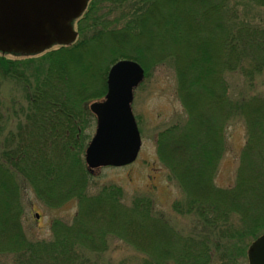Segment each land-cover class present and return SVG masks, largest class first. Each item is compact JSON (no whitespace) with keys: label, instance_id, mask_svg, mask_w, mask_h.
<instances>
[{"label":"trees","instance_id":"trees-1","mask_svg":"<svg viewBox=\"0 0 264 264\" xmlns=\"http://www.w3.org/2000/svg\"><path fill=\"white\" fill-rule=\"evenodd\" d=\"M97 4L91 0L77 19L74 42L33 58L0 54V79L20 89L8 101L22 120L0 137V264H106L96 249L114 238L139 249L137 264H241L236 259L264 232V184L256 176L264 175V96L251 94L264 71V27L248 23L233 7L226 13V0H134L120 11L123 28L106 29ZM152 20L172 28L164 27V35L181 48L151 49L162 28L147 25L148 35L140 25ZM136 38L141 45L133 44ZM128 46L130 54L123 51ZM145 50L151 52L148 62ZM85 58L90 63L83 66ZM119 58L137 60L145 77L166 60L173 66L186 118L157 134L156 153L184 194L172 210L191 215L189 230L156 212L148 197L124 204L118 186L88 193L93 175L82 158L93 121L88 104L104 96L108 67ZM225 73L242 78L245 94L236 89L229 96ZM236 119L243 121L246 139L234 185L222 188L215 175L225 124ZM28 192L51 208L74 200L76 211L70 221L52 220L48 239L29 238L22 225ZM243 196L251 208L243 206Z\"/></svg>","mask_w":264,"mask_h":264},{"label":"rangeland","instance_id":"rangeland-1","mask_svg":"<svg viewBox=\"0 0 264 264\" xmlns=\"http://www.w3.org/2000/svg\"><path fill=\"white\" fill-rule=\"evenodd\" d=\"M132 1L134 0H127L121 3L120 1L114 2L113 0H95V3H98V10L95 6V11L97 10L96 14L102 15V25L107 27L106 29H122L124 19L121 17L120 11L123 9L122 7H126ZM232 7L238 10V12L242 14V17L249 18L250 20L247 21L248 23L258 25L262 28L264 27V5H256L253 2L246 0H226V13ZM158 16L161 17L160 19H163V16L165 15L160 13ZM223 19L225 20L226 18L223 17ZM151 22L152 23L148 22L147 24L140 25V28H142V30L144 29V32L148 35H151V28L149 26H152L154 23L159 25V30L160 27L162 28L160 32H163L164 29L167 31L172 29H168L162 23L153 20ZM124 29L129 33L130 31H134L132 28L128 29L125 27ZM164 32L162 33V36H160L161 39H158L152 44L151 49H157L159 47V49L163 48V50H166L175 47L178 48L179 46L181 48V45L176 43L175 46L172 47L173 39L167 38L164 35ZM88 34V31L85 32V35ZM155 34L156 37L159 36L156 31ZM118 35L119 34H117V36ZM116 40H119V38H116ZM190 41L193 42L194 39ZM128 42V45L132 44V42ZM142 42V39L136 38L134 39L133 44L137 46L141 45ZM104 43L105 45L108 44L107 42ZM130 46L123 49V51H125L124 53H131ZM148 53L151 52L145 50L143 54V57L147 62L148 59L152 57ZM190 54L192 53L190 52ZM2 55H5V57L9 59L23 57L33 58V54L20 57H17L19 54H15L16 56H14L12 53H2ZM83 62V66H86L90 63V60L88 61V59L85 58ZM224 78L228 85L227 92L228 94L231 93L229 96L233 98L235 95L234 91H236V89H242L239 88V86H241L242 78L237 73H225ZM255 80V88L251 94L254 92L255 94L264 96V71L259 77H256ZM234 86H236L235 89H233ZM176 88L177 79L171 62L166 60L152 69L149 68L147 77H145L142 83L133 90V98L130 103L131 112L141 138V146L138 156L135 161L129 165L121 167L107 166L97 169L90 180L91 184L88 188V193H95L100 187L105 185H115L121 188L124 197L123 201L126 205H129L134 197H148L150 198L156 212H160L168 219H172L173 224L184 231L189 230V228L192 227L191 215L185 214L184 212L176 214L172 210V203L175 200L183 199L184 194L178 184L167 177L166 169L158 160V155L156 153L157 134L172 124L181 123L186 118L182 103L177 98ZM245 90L246 93H248V84L246 85ZM18 91H20V89L18 87L15 88L10 80L3 81L0 79V101L4 103V106L0 107V112H2L4 117L0 122V137L6 132V130L15 128L16 123L22 121L19 117H14L12 110L16 108L12 107V104L8 101L12 98V95L18 98ZM241 91L245 94L243 89ZM94 126L95 120L92 121L90 136L94 131ZM245 139L246 133L242 120L236 119L227 125L225 124V148L222 157L218 162L215 175V183L219 187L230 188L234 185L236 170L240 164L239 153L244 145ZM256 176L262 180L261 183L264 184V175L258 173ZM258 183L259 181L256 183V186ZM257 192H260L259 188H256V193ZM250 198L249 202L251 201ZM245 199V196H243L242 202ZM242 204L243 206L251 208L247 203L243 202ZM22 207V225L26 235L32 239H48L50 237V222L54 219H60L62 222L70 221L76 211L77 205L74 200H71L66 201L58 208L47 207L43 205L33 193L28 192L24 196ZM35 213L39 214L38 218H35ZM246 249L243 253L245 256H243L242 259H236V261L241 262V264H245L243 261L246 260ZM90 250L94 249L90 248ZM96 251H99L98 256L101 257V260L106 264H117L123 260L126 261V264H137V262L141 260V258H139L140 251L137 247L127 244L117 238L110 240L109 246L105 249H102L101 251L100 249H96Z\"/></svg>","mask_w":264,"mask_h":264},{"label":"water","instance_id":"water-1","mask_svg":"<svg viewBox=\"0 0 264 264\" xmlns=\"http://www.w3.org/2000/svg\"><path fill=\"white\" fill-rule=\"evenodd\" d=\"M87 0H0V51L37 53L51 45L71 42L72 20ZM144 78L135 59L121 58L106 75L104 99L93 101L95 129L84 150L89 172L100 166L131 163L140 148V135L131 112L132 91ZM37 216V215H36ZM248 264H264V233L247 249Z\"/></svg>","mask_w":264,"mask_h":264}]
</instances>
